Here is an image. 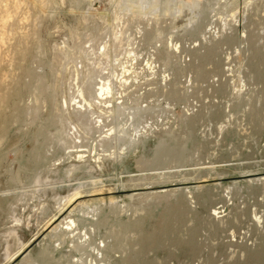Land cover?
<instances>
[{
	"label": "rangeland",
	"instance_id": "374dc122",
	"mask_svg": "<svg viewBox=\"0 0 264 264\" xmlns=\"http://www.w3.org/2000/svg\"><path fill=\"white\" fill-rule=\"evenodd\" d=\"M76 189L97 220L39 236ZM101 241L264 264V0H0V264H107Z\"/></svg>",
	"mask_w": 264,
	"mask_h": 264
},
{
	"label": "bare ground",
	"instance_id": "6f19581e",
	"mask_svg": "<svg viewBox=\"0 0 264 264\" xmlns=\"http://www.w3.org/2000/svg\"><path fill=\"white\" fill-rule=\"evenodd\" d=\"M1 20H4V19H1ZM130 71H131L130 66H124V68H123V74L124 75H126V73L130 72ZM111 89H112V87H111L110 82H108L105 85L104 84L100 85L97 99L103 97V95H105V94H108ZM197 176H199V175H197ZM146 179H149V178H146ZM148 183H151V182H148ZM144 184H147V183L138 182V183L132 184V186L138 185V187H139V185H144ZM173 189L171 191H174ZM227 190H228L227 192L229 193L230 188L227 187ZM98 191H100V189L99 190L98 189L97 190L96 189L95 190H90V189L78 190V189H76L71 194H67L64 197H61L60 198L61 200H59L58 202L55 203V204H57V206L54 207V212H53L52 216L48 219L47 222H45L43 224V226L38 231L39 236L43 235L44 232H46L48 229H50L45 234V237H47V238L53 237L56 239V241H58L62 237H66V239L68 241H70V235L79 229V223L82 224V223H85L87 221V220H84V216H83L84 214L88 213V212L87 213L85 212V207L91 206L92 204L94 205V207H93L94 213H92L93 218H90L91 220H88V221L97 220V219H94V217L97 218V216H98L96 211L101 212L104 209L101 206V201L104 200L102 198H100L99 200H92V201L91 200H81L85 196H87L88 193H95ZM171 191L169 189H167V190H164L163 192H161L159 194H167V193H170ZM186 191L189 195L193 194V190L189 187L186 188ZM97 194H99V193H97ZM91 195H93V194H91ZM131 196L132 195H128L129 198ZM114 199L115 198H113V197L109 198V202H112ZM80 213H81V216L79 215ZM219 213L220 212L215 210L213 215L216 216V215H219ZM85 235L86 234L84 231L83 236L85 237ZM107 243L104 241H101V244H98L96 247V255H98L99 259H103L102 260L103 262L109 258V250H111L109 248L110 245L108 246ZM28 244H29V242L20 243V245L16 249V252L14 254H12V256L7 258L8 261H11L14 258H16L17 256H19L20 254L24 253V251L28 247ZM76 248L78 251H82L84 249V247H82V245H79V244L76 245ZM103 251L105 252V254H103ZM29 254H32V252L29 251L28 253L24 254L21 258V262L24 261V259L27 258L29 256ZM114 263L112 262L111 264H114ZM107 264H110L108 262V260H107Z\"/></svg>",
	"mask_w": 264,
	"mask_h": 264
}]
</instances>
